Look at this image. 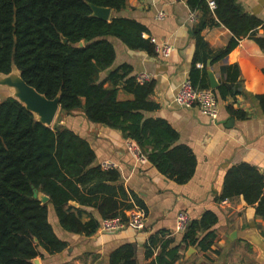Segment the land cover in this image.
Instances as JSON below:
<instances>
[{"label":"trees","instance_id":"1","mask_svg":"<svg viewBox=\"0 0 264 264\" xmlns=\"http://www.w3.org/2000/svg\"><path fill=\"white\" fill-rule=\"evenodd\" d=\"M186 3L197 17L190 29L196 42L195 60L201 51L204 64L207 59L217 61L243 37L254 39L264 49V37L256 34L259 27L264 30L262 20L246 13L237 0ZM90 5L117 12L126 6V0H0V73L16 68L23 80L48 99L60 96L59 113L81 110L89 122L119 130L161 174L177 184L186 183L195 171L194 153L177 143L178 133L166 120L145 115L158 108L150 99L154 82H137L127 64L101 77L115 58L107 37L152 54L155 46L150 37H144L148 29L134 19L99 18ZM218 23L228 28L232 37L224 48L205 52L201 31ZM223 71L232 82L213 89L217 100L234 94L232 84L240 75L237 65H228ZM202 75L197 83L198 71L192 70L193 86L209 88L205 72ZM119 88L132 98L118 99ZM255 97L264 113V93ZM226 109L245 117L241 110ZM94 161L95 153L86 139L58 123L42 124L10 96L0 100V264H33L44 253L56 254L66 247L48 220V203L64 230L85 236L98 229L102 218L125 219L133 205L145 208L125 188L117 168L105 169ZM34 189L49 201L41 203L33 196ZM232 197L253 206L255 215L264 220V178L255 166L240 163L229 167L217 200ZM86 207L94 208L99 219ZM84 214L86 220H82ZM217 221L214 211L205 210L190 219L179 241L174 236L164 237L165 232L150 235L144 243L145 264H175L182 245L210 250L217 236ZM108 264H137L136 245L125 243L113 250Z\"/></svg>","mask_w":264,"mask_h":264},{"label":"crops","instance_id":"2","mask_svg":"<svg viewBox=\"0 0 264 264\" xmlns=\"http://www.w3.org/2000/svg\"><path fill=\"white\" fill-rule=\"evenodd\" d=\"M237 2L246 13L264 24V0ZM159 12L164 14L162 18L157 17ZM191 12L186 0H126V6L120 11L110 9L109 17L142 23L148 29L144 37L152 38L159 45L168 43L173 50L164 57L130 49L119 39L109 36L107 39L113 45L115 58L101 77L121 64L129 65L132 75L142 71L150 74L154 82L150 99L158 108L145 115L166 120L178 133L177 143L192 150L196 158L192 177L184 184H177L161 174L145 156L136 162L126 148L128 140L119 130L89 122L81 110L64 114L61 124L88 141L95 153L94 163H108L120 171L125 188L145 207L140 206L146 214L145 224L140 230L125 227L119 232L105 233L97 229L85 236L64 230L53 206L48 203V220L55 234L66 242V247L56 254L44 253L43 258L38 259L40 264H108L110 253L125 243L136 245V262L145 264L144 243L150 235L165 232L164 237L174 236L179 241L181 234L174 233V227L180 210L186 211L191 219L198 218L205 210L214 211L218 216L217 236L210 250L204 252L182 245L181 257L175 264H264L259 247L260 240L264 239V220L255 215L253 206L245 205L239 197L217 200L225 173L232 165L248 163L264 175V113L255 97L264 93V49L254 39L243 37L227 56L217 61L207 59L204 64L201 51L197 55L199 59L195 60L196 42L190 29L197 17L192 22ZM256 34L264 37V30L259 27ZM201 35L205 52L224 48L232 37L221 23L204 28ZM228 65H237L240 75L232 84L234 94L218 98L217 121L212 122L197 106L182 108L172 103L177 87L184 79H190L194 69L198 71L197 83L203 79V71L209 87L207 70L210 69L218 87L222 83L230 84L232 81L223 71ZM117 97L126 100L132 95L119 88ZM228 106L241 110L245 117L229 114ZM84 209L99 219L94 208ZM87 218L85 214L82 216V220Z\"/></svg>","mask_w":264,"mask_h":264},{"label":"built area","instance_id":"3","mask_svg":"<svg viewBox=\"0 0 264 264\" xmlns=\"http://www.w3.org/2000/svg\"><path fill=\"white\" fill-rule=\"evenodd\" d=\"M209 5L210 7H213L212 2H209ZM163 15L164 14L162 12H159L157 14V17L162 18ZM189 18L192 22H194L196 20V12H191ZM150 40L154 44L155 52L157 54L168 57L173 50L172 45L168 43H162L161 45H159L156 44V42H154L152 38H150ZM197 66L200 67L201 64H197ZM135 79L137 82L143 83L146 81H150L151 76L149 73L142 71L135 75ZM172 103L177 107L182 108H191L193 106H197L200 112L203 115L207 116L212 122L218 120L219 109L213 89L193 86L189 78L181 81L173 95ZM126 148L135 158L136 162L139 163L142 160L143 155L140 153L139 148L133 141L128 140L126 142ZM101 166L105 169L113 167L108 163H104ZM125 216V219L122 216L100 219L98 230L105 233H114L121 231L125 227H130L136 230H140L144 227L146 214L144 209L140 206L133 205L125 212ZM190 219L191 218L186 211L180 210L176 215L174 233L182 234L186 230Z\"/></svg>","mask_w":264,"mask_h":264},{"label":"water","instance_id":"4","mask_svg":"<svg viewBox=\"0 0 264 264\" xmlns=\"http://www.w3.org/2000/svg\"><path fill=\"white\" fill-rule=\"evenodd\" d=\"M92 12L95 16L107 20L110 15V8L108 7H97L90 5ZM63 42L66 38H61ZM79 46H82V42H78ZM207 75L209 79V87L211 89H216L218 83L210 69L207 70ZM0 89H6L9 91L10 96L20 102L26 110L31 112L35 119L46 126H51L52 122L60 109L59 106V95L54 98L48 99L44 94L38 92L33 86L28 84L21 77L20 72L13 68L11 72L7 74L0 73ZM232 120H230V123ZM33 196L38 197L41 203H47L49 197L43 193L38 192L36 189L33 190ZM76 205L75 202H71ZM260 250L262 255H264V239L260 240ZM192 250V248H190ZM33 264H40L39 260L36 258L33 260Z\"/></svg>","mask_w":264,"mask_h":264},{"label":"rangeland","instance_id":"5","mask_svg":"<svg viewBox=\"0 0 264 264\" xmlns=\"http://www.w3.org/2000/svg\"><path fill=\"white\" fill-rule=\"evenodd\" d=\"M3 94H6V95H8V94H10V92L9 91H6V89H0V99H2V98H4V96H3ZM77 112V111H76ZM63 115L64 114H61V113H59V111L57 112V114H56V116H55V118H54V120H53V122H52V125L54 124V123H58V124H60V125H62V126H65V125H63V124H61V120H62V118H63ZM66 122V121H65ZM51 125V126H52Z\"/></svg>","mask_w":264,"mask_h":264}]
</instances>
